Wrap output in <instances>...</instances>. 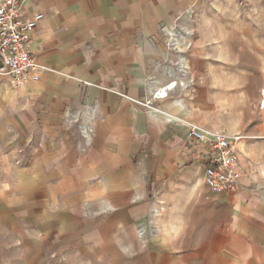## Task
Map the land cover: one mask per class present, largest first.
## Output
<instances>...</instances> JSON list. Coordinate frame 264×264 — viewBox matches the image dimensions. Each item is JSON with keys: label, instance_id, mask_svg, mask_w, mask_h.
Here are the masks:
<instances>
[{"label": "rangeland", "instance_id": "obj_1", "mask_svg": "<svg viewBox=\"0 0 264 264\" xmlns=\"http://www.w3.org/2000/svg\"><path fill=\"white\" fill-rule=\"evenodd\" d=\"M177 24L163 33L159 82L177 77L170 97L194 118L258 141L248 131L264 113V0L199 1ZM27 107L0 111V264H264V235L233 239V205L194 169L154 178L137 156L110 173L101 144L81 135L90 113ZM248 189L264 197V179Z\"/></svg>", "mask_w": 264, "mask_h": 264}, {"label": "crops", "instance_id": "obj_2", "mask_svg": "<svg viewBox=\"0 0 264 264\" xmlns=\"http://www.w3.org/2000/svg\"><path fill=\"white\" fill-rule=\"evenodd\" d=\"M199 1L203 0H20L23 20L44 16L29 43L42 70L38 82L29 80L17 87L0 75V111L16 106L20 113L29 104L36 111L44 106L56 110L62 103L83 108L90 113L92 130L84 126L81 135L90 139L92 148L101 144L115 168L110 173L130 171L138 156L145 166L141 169L154 178L183 173L188 180L194 169L205 185V148L191 143L187 132L191 126L221 130L194 118L180 98L170 97L177 77L159 82L154 71L162 55L163 33ZM61 27L64 31L55 35ZM191 56L193 64L187 70L198 74L201 67L194 59L200 58L199 52L192 50ZM180 70L185 72L184 67ZM172 82L176 84L169 90ZM165 85L168 95L158 98ZM262 100L261 110L264 94ZM260 115L262 123L248 132L261 137L237 144L240 182L234 192L225 194L233 205L227 219L233 239H245L246 245L256 243L257 234L264 235V197L248 189L251 182L264 179L258 170H264V113Z\"/></svg>", "mask_w": 264, "mask_h": 264}, {"label": "built area", "instance_id": "obj_3", "mask_svg": "<svg viewBox=\"0 0 264 264\" xmlns=\"http://www.w3.org/2000/svg\"><path fill=\"white\" fill-rule=\"evenodd\" d=\"M20 6V0H0V75L10 80L11 87L29 80L38 82L42 70L30 53L29 43L44 16L37 14L23 20ZM64 29H57L55 35ZM157 97L163 98L162 94ZM187 133L191 143L205 148L203 180L208 192L218 196L234 192L240 182L237 144L249 137L240 133L229 135L221 131L202 130L195 126H191Z\"/></svg>", "mask_w": 264, "mask_h": 264}, {"label": "bare ground", "instance_id": "obj_4", "mask_svg": "<svg viewBox=\"0 0 264 264\" xmlns=\"http://www.w3.org/2000/svg\"><path fill=\"white\" fill-rule=\"evenodd\" d=\"M183 69V68H182ZM176 83H172V84H170V86H167L168 87V89L170 90L172 87H174V85H175ZM176 86V85H175ZM167 87H166V85L165 86H163V88H161L160 90H159V92H160V94H162V97H166L168 94H167Z\"/></svg>", "mask_w": 264, "mask_h": 264}]
</instances>
